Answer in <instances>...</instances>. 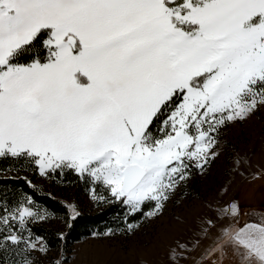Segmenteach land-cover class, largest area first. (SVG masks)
Wrapping results in <instances>:
<instances>
[{"label": "snow or ice", "instance_id": "snow-or-ice-1", "mask_svg": "<svg viewBox=\"0 0 264 264\" xmlns=\"http://www.w3.org/2000/svg\"><path fill=\"white\" fill-rule=\"evenodd\" d=\"M260 109L264 0H0V160L46 178L73 170L152 219L207 173L224 129ZM209 211L170 264L196 251L199 264H264V217L236 230L223 221L238 203ZM48 215L27 194L0 197V254L13 252L0 264L47 255L31 225Z\"/></svg>", "mask_w": 264, "mask_h": 264}, {"label": "rangeland", "instance_id": "rangeland-1", "mask_svg": "<svg viewBox=\"0 0 264 264\" xmlns=\"http://www.w3.org/2000/svg\"><path fill=\"white\" fill-rule=\"evenodd\" d=\"M221 142V154L207 173L197 174L185 188L177 191L167 202L162 214L152 219L144 216L135 223L139 228L134 234H127V228L116 232L108 230L102 234L93 233L74 243L68 264H170L169 249L178 241L184 242L194 237L201 220L213 215L209 206L218 209L221 204L226 206L234 202L240 208L242 188L249 182L264 184V109L243 123L225 128ZM238 160L241 161L239 165L236 163ZM48 187L46 185L45 188ZM51 192L67 204L72 216L80 208L94 209L98 200L93 190L75 197L69 189L55 185ZM73 206L75 212L72 211ZM261 206L263 204L252 205L251 210L246 212L240 209V216L223 223H230L238 230L248 218L260 220L264 217V207ZM45 221L59 230L64 227V223L56 218H47ZM110 232L114 234H108ZM62 255L59 250L50 249L47 255L34 253L33 259L36 264H53ZM200 260L201 251H196L188 259L180 261V264H199ZM224 264L241 262L229 253Z\"/></svg>", "mask_w": 264, "mask_h": 264}, {"label": "trees", "instance_id": "trees-1", "mask_svg": "<svg viewBox=\"0 0 264 264\" xmlns=\"http://www.w3.org/2000/svg\"><path fill=\"white\" fill-rule=\"evenodd\" d=\"M37 51L41 56L44 55L40 46ZM27 181H31L34 187H30ZM46 185L49 186L48 189L45 188ZM55 185L69 189L75 197L93 190L103 196L104 200H97L94 209L80 208L72 216L67 204L52 194L51 188ZM23 194L31 196L38 208L46 209L48 218H56L64 223L62 230L56 229L47 221L34 223L31 228L35 236L44 238L49 249L59 250L67 260L74 243L93 233L125 230L129 224H135L144 217L142 213L129 214L127 206L112 197L106 187L93 184L89 178L80 177L73 170H65L62 175L46 178L39 174L34 165L0 160V197L7 201L8 205L15 206ZM150 208L151 206L146 204L144 212ZM247 222L258 223L260 220L250 217ZM12 258V250L0 254V259L5 261Z\"/></svg>", "mask_w": 264, "mask_h": 264}, {"label": "crops", "instance_id": "crops-1", "mask_svg": "<svg viewBox=\"0 0 264 264\" xmlns=\"http://www.w3.org/2000/svg\"><path fill=\"white\" fill-rule=\"evenodd\" d=\"M240 192V209H243L244 212L249 210L252 205L263 204L261 207H264V184L259 183L258 181H255L254 183L249 182Z\"/></svg>", "mask_w": 264, "mask_h": 264}]
</instances>
